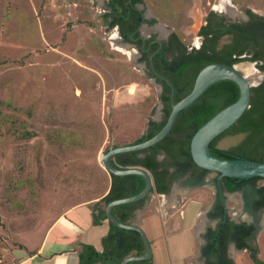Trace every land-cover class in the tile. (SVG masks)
<instances>
[{
    "label": "rangeland",
    "instance_id": "1",
    "mask_svg": "<svg viewBox=\"0 0 264 264\" xmlns=\"http://www.w3.org/2000/svg\"><path fill=\"white\" fill-rule=\"evenodd\" d=\"M228 1L241 12L251 7L264 15V0ZM106 2L0 0V236L7 244L42 218L53 219L71 205L103 195L111 176L102 153L140 138L151 119L164 117L160 83L137 61V49L120 43L115 28H106ZM224 2L215 4L224 10ZM145 4L156 25L174 29L189 44L198 40L191 30L194 0ZM208 8L204 1L202 10ZM237 65L250 77L264 73L254 62ZM25 129L34 135L23 136ZM214 175L192 188L177 182L169 194L149 197L144 213L160 208L181 231L172 229V219L167 226L161 222L162 238L153 248L157 264L195 263L194 257L183 259L202 243L216 192ZM229 197L230 205L240 200L238 211L250 216L242 192ZM191 204L196 213L183 218ZM262 219L264 210L257 223ZM184 229L195 230V237ZM257 237L264 260V227ZM240 254L235 264L250 258Z\"/></svg>",
    "mask_w": 264,
    "mask_h": 264
},
{
    "label": "trees",
    "instance_id": "2",
    "mask_svg": "<svg viewBox=\"0 0 264 264\" xmlns=\"http://www.w3.org/2000/svg\"><path fill=\"white\" fill-rule=\"evenodd\" d=\"M136 1L139 0H109V7L114 9V12H108L104 16L108 18L114 15L113 25L125 22L130 17L129 10ZM248 12L251 14V20L248 22L233 23L230 26H222L220 23V30L214 27L205 30L203 45L192 52H188L187 48L172 49L173 58L170 60L166 58L165 62L167 72H175L173 76H170L172 85L176 89L175 102H179L192 91L199 72L211 63L234 65L250 61L256 63V66L264 71V15L251 9H248ZM123 36L126 38L128 34L123 33ZM159 81L165 84L166 92H168L162 97L165 102L162 121L151 119L147 131L140 138L113 144L106 148V152L114 147L150 139L165 126L173 106L172 86L161 78ZM240 94V85L235 80L224 78L216 81L192 105L180 112L173 128L164 139L142 150L117 154L112 158V163L119 168L140 166L147 169L154 181L153 193L158 195H167L173 182L188 172H192L197 179H202L208 173H215L195 162L191 151V141L201 126L223 108L238 100ZM22 135L31 137L34 132L25 129ZM210 152L221 158H244L264 162V80L252 87L250 107L241 118L213 139L210 143ZM160 154H163L162 158L159 157ZM110 175L111 185L103 197L106 204L118 198L136 195L146 186V179L139 174ZM225 179L231 190L235 189L231 187L234 182H238V188L245 183H251L253 186L260 185L259 205H264V177L225 176ZM149 197L150 195L136 202L117 205L113 208V214L123 222L135 223L136 211L144 207ZM103 219H107L106 209L100 211L97 221ZM109 223L110 231L102 239V251L93 245L82 244L81 264H122L126 257L145 252V245L138 231L120 227L111 221ZM237 227L239 229L233 233L232 238L239 247L247 248L253 264H264V260L260 257L258 244L249 243L254 226L242 223L237 224ZM149 238L152 243L151 237ZM223 241L221 240L222 246L227 240ZM215 246L216 244L211 242L210 248L214 249ZM128 264H154V255L151 259L131 261ZM209 264H234V261L221 253Z\"/></svg>",
    "mask_w": 264,
    "mask_h": 264
},
{
    "label": "flooded vegetation",
    "instance_id": "3",
    "mask_svg": "<svg viewBox=\"0 0 264 264\" xmlns=\"http://www.w3.org/2000/svg\"><path fill=\"white\" fill-rule=\"evenodd\" d=\"M204 1L205 6H210L207 11L202 10ZM216 1L224 2V0H194L195 4L191 10V16L194 19V23L191 30L197 33L194 38H197L198 40H196V42L192 41L190 44L185 42V39H182L174 29L167 31L166 27H163L162 24L156 25L158 23L157 18L150 14V11L145 4V0L136 1L132 5L129 10L130 17L127 18L125 22H118L113 25L112 22L114 21V15L109 16L108 18L104 16L108 22L106 28H115L118 31L120 43L125 46L130 45L137 49V61L143 63L147 74L150 77L155 78L156 82L160 83L161 99L165 94H168V92H166L165 84L159 81V79H163L172 86L171 98L172 102H175L174 96L176 94V89L170 80V76H173L175 72H167L168 68L166 67L167 65L165 62L166 58H168V60L173 58L172 49L179 48L183 50L187 48L188 52H192L194 49L200 48L203 45L205 40L203 32L205 30L212 29L213 27L220 30V23H222V26H230L233 23H245L251 20V14L248 12V9L254 11L251 7L243 8L244 11L241 12L234 3L231 4V2L228 1L227 3L224 2V10H220L219 6L215 4ZM106 8L105 14L108 12H114V9L109 7V0L106 2ZM123 33H127L128 37L125 38ZM162 103L164 109L165 102L163 99ZM159 157L162 158L163 154H160ZM208 174L202 179H197L193 176L192 172H188L183 177L178 178L173 182L171 190L177 182H183V184L192 188L196 186V184L203 182ZM214 174L213 181L216 187V192L206 213L209 222L203 226V230L200 233L202 243L198 248L204 257L212 260H215V258L221 253L222 255L225 254L229 257L232 244H234L237 249H243L239 247L238 243L232 238L233 233L239 229L237 224L246 223L254 226L253 235L249 239V243L254 241L256 234L258 233V228L264 227V223H257L259 212L264 210V205H259V202L261 201V195L258 192L260 185L253 186L251 183H245L238 188V182H234L231 187L235 189L231 190L226 183L227 179H225V176H221L218 172H215ZM248 189L251 190V194ZM237 192H242L244 194L243 204L249 210L250 216H246L244 213L240 214L238 211V205L242 204L240 200L238 203L236 202V206L230 205L229 202L231 200L229 194ZM237 213L241 215L240 218L242 219H235L237 218ZM194 234L195 230L193 231V235ZM225 239L227 242L222 246L221 240H224L223 242H225ZM211 242L216 244V248H210Z\"/></svg>",
    "mask_w": 264,
    "mask_h": 264
},
{
    "label": "water",
    "instance_id": "4",
    "mask_svg": "<svg viewBox=\"0 0 264 264\" xmlns=\"http://www.w3.org/2000/svg\"><path fill=\"white\" fill-rule=\"evenodd\" d=\"M224 78H231L238 82L241 88L240 97L234 103L219 111L197 130L191 141L192 156L199 166L213 172H218L221 176L236 178L264 177L263 161L244 158H221L210 152V143L213 139L235 124L250 107L252 87L263 82L264 73L260 72L258 76L251 77L250 79L238 68L237 64L211 63L199 72L192 91L179 102H173L171 114L165 126L158 134L145 141L114 147L108 152L103 153L102 164L110 174H139L146 179V186L140 193L133 196L118 198L106 204L105 207L109 221L120 227L138 231L145 245V252L143 254L128 256L123 260L122 264H128L131 261L151 259L154 252L152 243L144 228L138 223H126L121 221L113 214V208L120 204L136 202L148 195H153L154 181L150 172L144 167L134 166L119 168L112 163V158L117 154L142 150L160 142L173 128L180 112L192 105L210 85Z\"/></svg>",
    "mask_w": 264,
    "mask_h": 264
},
{
    "label": "crops",
    "instance_id": "5",
    "mask_svg": "<svg viewBox=\"0 0 264 264\" xmlns=\"http://www.w3.org/2000/svg\"><path fill=\"white\" fill-rule=\"evenodd\" d=\"M109 187L103 195L71 205L53 219H50V216L42 218L30 229L22 231L11 245L7 244L6 240H3L0 236V249L6 261L14 264H81L80 251L83 243L93 245L96 249L102 251V239L109 233L110 223L108 218L97 220H99L100 211L106 207L103 197L108 192ZM153 195L164 196L163 194ZM192 202L199 204L197 201ZM196 206L191 204L186 210L184 209L182 217L187 218L196 213V211L194 212V209L198 208ZM166 207L170 209L171 205L168 204ZM147 208L148 205L145 204L143 208L136 211L134 222L140 224L148 237H151L153 248L155 244L160 243L162 238L161 222L167 226L172 219L170 221L172 227H174L172 229H175V232H181L176 231L178 224L176 220H173V216L166 218L160 208L152 213H144ZM261 223L263 224L264 220ZM182 232L193 235L192 231L188 229H184ZM192 237L194 238V236ZM250 244H258L261 248L259 237H255ZM241 252L248 254L246 248L237 249L232 244L229 258L234 261V264L238 263V256H241ZM261 253L262 250L260 249V257ZM191 257L196 258L194 264H209L210 261H213L204 257L198 248L191 256L185 257L183 261L186 262ZM247 261L239 263L253 264L251 258H248ZM154 264H157L155 258Z\"/></svg>",
    "mask_w": 264,
    "mask_h": 264
},
{
    "label": "built area",
    "instance_id": "6",
    "mask_svg": "<svg viewBox=\"0 0 264 264\" xmlns=\"http://www.w3.org/2000/svg\"><path fill=\"white\" fill-rule=\"evenodd\" d=\"M103 153L101 155V160L103 161ZM0 264H14V263H10L8 261H6V259L4 258V255L2 254L1 252V249H0Z\"/></svg>",
    "mask_w": 264,
    "mask_h": 264
},
{
    "label": "bare ground",
    "instance_id": "7",
    "mask_svg": "<svg viewBox=\"0 0 264 264\" xmlns=\"http://www.w3.org/2000/svg\"><path fill=\"white\" fill-rule=\"evenodd\" d=\"M258 75H259V74H256V75L253 76V74H252L251 77H255V76H258ZM247 76H248V75H247ZM248 77L251 79L250 75H249Z\"/></svg>",
    "mask_w": 264,
    "mask_h": 264
}]
</instances>
